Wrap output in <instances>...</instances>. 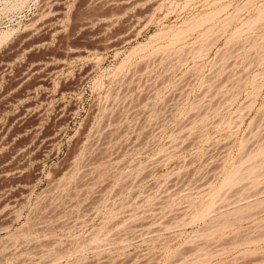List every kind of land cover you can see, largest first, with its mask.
<instances>
[{"label": "rangeland", "instance_id": "1", "mask_svg": "<svg viewBox=\"0 0 264 264\" xmlns=\"http://www.w3.org/2000/svg\"><path fill=\"white\" fill-rule=\"evenodd\" d=\"M0 264H264V0H0Z\"/></svg>", "mask_w": 264, "mask_h": 264}, {"label": "bare ground", "instance_id": "2", "mask_svg": "<svg viewBox=\"0 0 264 264\" xmlns=\"http://www.w3.org/2000/svg\"><path fill=\"white\" fill-rule=\"evenodd\" d=\"M97 1H98V0H97ZM95 2H96V1H95ZM86 4H87V3H86ZM85 21H86V20H85ZM85 21H84V22H85ZM84 22H82V23H84ZM85 23H86V22H85ZM85 23H84V24H85ZM84 24H83V25H84ZM259 150H260V149H259ZM261 150H263V149H261ZM260 152H261V151H260ZM258 154H259V153H258ZM262 155H263V153H262ZM235 170H236V169H235ZM249 170H250V169H249ZM233 171H234V170H233ZM238 171H239V170H238ZM251 171H252V169H251ZM233 173H235V172H233ZM236 175H237V174H236ZM234 176H235V175H234ZM238 177H240V175H239ZM238 177H237V178H238ZM232 179H233V178H232ZM232 179H230V180H232ZM237 180H238V179H237ZM224 181H225V180H224ZM232 181H233V180H232ZM234 181H235V180H234ZM225 182H226V181H225ZM225 182H224V183H225ZM227 184H228V183H227Z\"/></svg>", "mask_w": 264, "mask_h": 264}]
</instances>
